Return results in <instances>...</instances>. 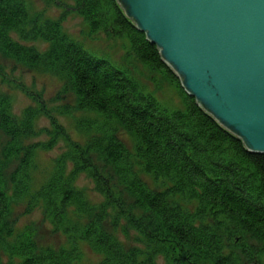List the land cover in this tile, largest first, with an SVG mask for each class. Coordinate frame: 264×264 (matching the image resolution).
I'll return each mask as SVG.
<instances>
[{
  "label": "trees",
  "instance_id": "obj_1",
  "mask_svg": "<svg viewBox=\"0 0 264 264\" xmlns=\"http://www.w3.org/2000/svg\"><path fill=\"white\" fill-rule=\"evenodd\" d=\"M47 3L73 9L92 35L125 39L130 60L163 76L177 90L183 108L163 105L123 69L91 54L62 32L60 22L31 19L24 0H0V51L26 67L57 71L68 79L77 109L93 115L78 125L97 132L85 146H71L64 152L47 183L30 196L29 169L40 149L14 141L33 135V115L26 112L21 125L12 124L8 102L0 101V126L13 138L5 154L0 150V251L8 250L20 259L19 264H79L81 240L101 256L98 264H154L157 255L173 264H251L262 259L264 154L250 152L186 93L157 46L127 18L118 0ZM38 42L47 44L48 50L40 52L23 44ZM119 128L135 138L134 154L117 136ZM20 156L21 164L11 178L14 200L33 199L56 230L70 237V250L38 252L37 245L28 240L3 245L12 202L1 185V174L7 162ZM136 166L158 178L162 187L151 188L135 171ZM83 174L107 202L124 205L127 197L129 210L148 213L147 220L135 216L131 224L143 248L131 247L108 233L107 206L100 211L91 207L78 189L76 182ZM110 176L118 188L110 186ZM76 214L89 223L72 221L70 225ZM225 244L232 246L229 252ZM188 249L195 250L197 257L187 255ZM0 264L16 263L5 262L0 254Z\"/></svg>",
  "mask_w": 264,
  "mask_h": 264
},
{
  "label": "rangeland",
  "instance_id": "obj_2",
  "mask_svg": "<svg viewBox=\"0 0 264 264\" xmlns=\"http://www.w3.org/2000/svg\"><path fill=\"white\" fill-rule=\"evenodd\" d=\"M29 9L31 19L60 22L62 32L71 39L81 44L91 54L109 60L115 66L123 69L131 77L136 79L148 94L155 96L159 102L170 109H182V101L177 90L163 76L146 69L134 60H130L129 44L125 39H109L102 34L92 35L84 20L73 10L60 6L57 3H47V0H24ZM70 5V2H67ZM16 38V37H15ZM34 46L40 52L48 50V45L38 43H23ZM176 77V76H175ZM178 80L179 78L176 77ZM181 83V81H180ZM0 101L8 102L10 122L21 125L24 115L30 112L33 115V135H23L17 145L37 149V154L29 169V184L36 191L47 183L52 176L55 161L68 152L70 147L85 146L97 132L80 128L78 122L93 115L85 114L77 109L76 96L68 82V79L57 71H49L42 68L26 67L5 57L0 51ZM1 106V103H0ZM0 122H2L0 118ZM5 128L0 126V150L5 154L13 138L5 133ZM117 136L131 154H134L137 146L136 140L124 129L119 128ZM52 143V146H49ZM71 143V144H70ZM96 157V156H95ZM23 156L12 158L7 162L1 174V185L12 195L11 178L21 164ZM135 171L151 188L158 190L162 187L158 178L153 174H147L139 166ZM81 175L77 180L78 189L82 190L92 206L98 211L105 206L108 208L109 219L107 230L112 236L115 235L121 242L133 247L140 246V235L131 227L135 216L144 220L148 219V213L143 210H129L124 199V205H114V201H108L103 195L95 191V186L90 179ZM117 181L110 176L109 183L113 188H118ZM33 199H24L17 204L11 203L10 224L5 231L11 233L12 239L18 241H31L41 249H61L71 246L72 240L63 232H59L43 213V210ZM73 214V213H72ZM74 216V215H73ZM69 222H79L84 225L88 218L75 215ZM74 219V220H73ZM143 221V220H142ZM113 222V224H112ZM116 222L117 224L115 225ZM145 225V221H143ZM118 226V227H117ZM138 227L140 226L137 225ZM78 246L83 253L79 264H98L101 256L93 253L85 244L78 241ZM178 255V254H177ZM176 255V257H177ZM154 264H173L164 256L157 255ZM259 261V262H257ZM250 264V263H247ZM251 264H264V257Z\"/></svg>",
  "mask_w": 264,
  "mask_h": 264
},
{
  "label": "water",
  "instance_id": "obj_3",
  "mask_svg": "<svg viewBox=\"0 0 264 264\" xmlns=\"http://www.w3.org/2000/svg\"><path fill=\"white\" fill-rule=\"evenodd\" d=\"M195 98L264 154V0H118Z\"/></svg>",
  "mask_w": 264,
  "mask_h": 264
},
{
  "label": "bare ground",
  "instance_id": "obj_4",
  "mask_svg": "<svg viewBox=\"0 0 264 264\" xmlns=\"http://www.w3.org/2000/svg\"><path fill=\"white\" fill-rule=\"evenodd\" d=\"M37 191V190H36ZM35 191H33L32 190V185H30L29 186V193H28V195H30V196H35ZM14 194H12V195H10V196H8L9 198H10V200H11V202H13V203H15V204H17L18 202H20V201H22V200H24V199H29L30 197H25V198H21V199H19V200H14ZM88 205H91V207H93L92 206V204L89 202L88 203ZM89 207V206H88ZM82 217V216H81ZM53 225V224H52ZM54 226V225H53ZM4 231V234H3V245H9V244H19V242H20V244L21 243H25V242H23V241H18V242H16L14 239H12V237H11V233L10 232H8V231H5V230H3ZM81 241V240H80ZM83 244H85L93 253H95L93 250H92V248L89 246V244L88 243H86L85 241H81ZM36 244V243H35ZM37 245V244H36ZM72 246H73V244L71 243V246L70 247H68V248H64V249H66V250H70L71 248H72ZM38 247V246H37ZM231 245L230 244H225V250H226V252H229V250L231 249ZM37 250H38V252H47V251H55V252H57V253H59L60 251H62L63 250V248H61V249H53V248H43V249H41V248H37ZM8 250H5V249H1V251H0V254H1V256H3V259H4V261L5 262H8V259H10V260H12V261H14L16 264H19L20 263V259H18L17 257H15V256H11L8 252H7ZM194 251L195 250H189L188 249V251L186 252L187 253V255H194ZM83 254V253H82ZM96 254V253H95ZM193 257H197V253L193 256Z\"/></svg>",
  "mask_w": 264,
  "mask_h": 264
}]
</instances>
